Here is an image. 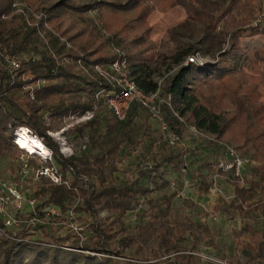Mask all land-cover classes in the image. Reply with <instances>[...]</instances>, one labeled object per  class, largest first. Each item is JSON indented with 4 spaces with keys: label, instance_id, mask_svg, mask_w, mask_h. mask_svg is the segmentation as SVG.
<instances>
[{
    "label": "trees",
    "instance_id": "16d2710c",
    "mask_svg": "<svg viewBox=\"0 0 264 264\" xmlns=\"http://www.w3.org/2000/svg\"><path fill=\"white\" fill-rule=\"evenodd\" d=\"M16 1L0 0L1 47L9 56L36 53L41 58L24 62L15 78L0 62V156L17 150L16 132L20 128H28L52 152L63 181L57 185L42 178L46 185L37 187L34 195L40 202L39 207L56 205L67 213L77 203L74 207L77 215L97 217L96 203L103 204L106 210L118 217L116 223L122 225L128 213L141 210V199H145L149 206L146 212L158 213L160 219L167 220L173 212L176 194L150 199L151 191L140 183L145 173L131 180L126 175L119 179L116 176L120 174L118 162L124 148L127 146L130 151H135L145 143L146 137L151 136L148 127L140 126L137 121L139 109L146 110L133 104L126 122L121 123L104 100L94 109L96 93L112 87L95 72L82 74L75 66H59L53 55L40 48L38 29L26 28L24 17L15 13L13 4ZM24 1L34 8L38 2ZM176 8H182L187 17L178 29L166 31L169 38L182 37L188 31L195 32L199 25L203 27V36L195 44H178L176 54L167 57L155 51L150 17L154 12L166 14ZM262 8L260 0H125L124 3L94 2L85 5H77L74 0H59L44 12L49 16L51 27L46 35L58 56L67 54L90 65H103L118 57L116 50L124 52L132 77L146 93L157 91L155 77L161 75L164 68L180 66L164 86V94L170 96L173 110L186 123L215 135L238 150H244L260 163L250 169L246 187L234 184V200L224 203L215 212L256 219L264 209V103L260 93V85L264 83V40L247 51L243 50L241 41L264 36V19L259 25H253ZM95 9H99L98 17L103 23L99 30L95 20L88 15ZM65 15L75 29L72 35L64 28L62 17ZM6 16L8 18L4 19ZM104 30L109 36L101 34ZM59 36L72 44L68 52L66 44L60 43ZM228 41L230 49L221 54L219 61L181 66L186 57L196 52L215 56ZM27 72L32 74L31 80L23 79ZM39 81L44 85L34 89L32 99L30 91L25 88ZM89 112L93 113L85 124L90 128L89 150L79 155L64 156L59 145L48 135V120ZM166 112L172 130L180 134L183 125L169 109ZM140 129L143 139L138 136ZM163 148L166 151L157 154L162 158V165L168 164L179 170L183 164V152L167 145ZM210 161L196 186L200 196L209 195L208 176L214 170V163ZM30 162L37 164L35 158ZM163 182V186L171 187L170 180ZM184 226L186 230L195 229V235L202 232L210 238L207 244L218 248L208 226L192 222H184ZM164 227L152 222L137 225L139 235H146L149 240L163 237ZM89 230L92 242L84 246L74 232L65 231L63 234L50 225H39L32 232L25 228L14 229L8 237L0 236V264H119L111 258L113 254L105 244L107 238L102 235L99 224H90ZM234 236L239 245L251 253L247 264H264V229L254 230L245 223ZM172 254L185 264H192L195 259L181 250Z\"/></svg>",
    "mask_w": 264,
    "mask_h": 264
},
{
    "label": "rangeland",
    "instance_id": "374dc122",
    "mask_svg": "<svg viewBox=\"0 0 264 264\" xmlns=\"http://www.w3.org/2000/svg\"><path fill=\"white\" fill-rule=\"evenodd\" d=\"M18 1L26 6L27 12L31 11L32 13H45L44 9L50 8L59 0H38L35 8L30 7L24 0ZM74 1L77 5H85L94 2H125V0ZM260 2L263 8L258 16H264V0H260ZM98 11L99 9L91 10L88 15L90 18L95 20L94 24L99 30L101 26L103 27V23L99 20ZM178 11L186 14L183 9L178 8L175 10L173 9L166 14L160 13L162 15H153L154 13H159L154 12L152 14L153 17H150V23L154 29L152 40L155 43V51L158 54H162L167 57L173 56L178 50V44H195L198 43L203 36V27L199 25L197 29H195V32L188 31L184 32L185 34L182 37L176 36L175 39H172L171 37L169 38L168 34H166V31L168 29H178V27L186 19L184 18L181 20V17L178 14H175V12ZM7 18L8 17L6 16L4 19ZM62 19L64 22V28L68 31V34H74L75 29L72 27L68 15L63 16ZM20 21L22 20L20 19ZM101 34L106 37L109 36L105 30ZM263 40L264 36H258L255 38L248 37L242 39L241 45L243 50L247 51L252 46L261 44ZM47 41L49 42L50 39H47ZM46 43L47 42L41 38L39 39V46L42 50L46 49ZM224 48H226V50ZM229 49L230 43L228 41V43L223 46L220 53L218 51L216 52L215 56H208L213 61H219L221 59V54L228 51ZM109 50H112L113 52L115 51L112 48H109ZM70 66L74 67L72 65ZM174 68H176V66L172 68H164L161 75H157L155 77L156 80L158 78L165 77L161 92V96L163 98L169 97L164 94V86L165 83L172 77V75H168V73L173 71ZM260 93L263 96L261 102L264 103V83L260 85ZM167 113L168 112H166V114ZM91 118V116L86 114L81 116L75 115L67 118H52L48 120V126H50L48 135L59 145L60 152L64 156L70 157L72 155H79L89 150L88 139L90 128L85 124ZM137 121L140 122V126H144L146 129L148 127L151 136L146 137L145 143L135 151H130L129 147L127 146L124 148L122 156L118 162L120 174H117L116 176L119 179L126 175L131 180L136 179L141 173H145V176L140 178V183L143 187L148 188L151 191L148 198L156 199L164 195H172L173 193L176 194V197L173 200V212L167 220L162 218L160 219L159 215H157L158 213L146 212L149 206L146 204L145 199H141V202L143 203L142 208L139 207L141 210L136 211L133 214L128 213L127 216L122 220L121 225L120 223H116L118 218L116 215L114 216L109 210H106L103 204L96 203V208L98 211L97 217L85 214L77 215L76 217L75 223L84 229V239L81 240L83 242L82 244L84 246L90 245L92 239H90L91 232L89 230V226L90 224L97 222L100 226L102 235L107 238V242L105 241V244L109 246L113 254L111 258L119 264H185L183 261L176 260L175 255L172 254L173 252L180 250L184 253L192 251H209L215 252L217 254L219 252L226 253L232 255L237 262H240L241 264H247L251 257V253L239 245L238 240L234 236L235 230L240 227L242 228L245 223L249 224L252 228H254V230H263L264 209L261 210L258 215L259 218L256 219H243L237 214L226 216L224 211L220 213L215 212L218 207H223L224 203L227 204V201H224V199L219 195L209 192L208 196H200L197 192V187L190 185L186 187L181 180H179L178 184L176 185L177 191L171 187L168 188L163 186L164 180L171 181L178 177L181 179L179 170L170 167L168 164L162 165V158L157 156L158 153L163 154L164 150L166 151L163 146L167 145V143L164 142L162 133L158 130L157 124L152 123L148 113L142 109H139ZM21 130H24V128L19 129L16 132L17 140L19 139V131ZM29 135L36 139L34 132H29ZM138 136L139 139H143L144 137L143 131L141 129L138 131ZM161 139L162 141L160 146L159 141ZM204 144H206V142H204ZM212 148L213 147L210 146L206 152L202 151L201 154L198 152L199 149H197V151L195 149H188V151H190L188 154L190 170L187 175V180H190L191 182L199 180L200 175L202 176L204 169L207 167L206 163H208L209 160H212L210 162L214 163L220 154V151L218 149L216 150ZM239 151L246 158L254 160L251 154L246 153L244 150ZM211 152L215 154L212 155ZM23 156L24 154L19 149L0 156V180L10 182L15 181L21 191L35 195L37 187H43L46 185V183L40 178H36L34 180L32 176L23 182L21 179H19L18 175L20 172ZM31 158H35L37 164H32L30 162ZM24 159L35 168L46 166V164L42 163L44 162L43 159H41L37 154L33 155L29 159L24 157ZM150 165H152V169H147L145 171L143 167H148ZM259 165L260 163L257 162V166ZM141 166L143 167L141 168ZM250 166L253 165L250 164ZM211 173H214V170L209 174ZM14 176H16L15 179ZM246 176L250 178V173ZM229 180V177L225 175H222L219 180L220 188L227 197L234 195V186ZM178 193H180V196H178ZM230 217H232L231 221L228 220ZM25 220L29 221L30 216L25 218ZM151 222L156 223L157 226L161 224L165 226V233L163 234V237L157 236L149 240L146 235H139L137 225L151 224ZM184 222L200 223L204 226H208V228L212 231L213 237L215 238V244L218 246V248L208 245L207 243L210 242V238L205 234H202V232L199 231V234L195 235V229L186 230ZM35 223L36 222L25 224L26 227L24 228L27 230L35 229L37 226H39L38 223H36L37 225L34 226ZM68 227L69 226H67V228ZM10 231H12V229H6L7 234H5L3 233V230L0 229V236L8 237ZM58 231L60 232V230ZM65 231V229H61V233L66 234ZM185 232L187 233L185 234ZM192 264H201V262L198 259H194Z\"/></svg>",
    "mask_w": 264,
    "mask_h": 264
},
{
    "label": "built area",
    "instance_id": "2783aa9c",
    "mask_svg": "<svg viewBox=\"0 0 264 264\" xmlns=\"http://www.w3.org/2000/svg\"><path fill=\"white\" fill-rule=\"evenodd\" d=\"M13 8L17 15L24 17L23 22L26 24V28L38 29L39 39L41 38L47 42L46 49L43 51L53 55L59 66L69 67L70 65H73L82 74H90L91 72H95L100 78L108 83L109 86L112 87L111 90L101 89L96 93L97 102L94 109H97L98 103L101 100H104L109 109L121 123L126 122L128 113L133 104H138L141 106V108L148 112L151 120L157 124V128L162 133L163 140L165 143H167V146L174 150H180L184 154L183 164L179 169L181 179L178 177L175 180H171L172 189L176 190V185L178 184L179 180H181L186 187L189 185L196 187L200 182V180H195L192 182L187 180V175L190 170V164L188 162V154L190 151H188V148L184 142V138L186 136L194 137L200 141L202 140L207 144L215 146L220 151V154L214 161V173H211L208 176V180L210 181V193L221 196L224 201H227V203H230L232 200H234L235 193L234 195L227 197L220 188L219 180L222 174H225L227 177H229V181L231 184H233V186L234 184H237L241 187H246V175L249 173L252 167L257 166V162H255V160L246 158L234 145L227 144L217 139L215 135L210 134L203 129H199L194 125L186 123L179 113L173 110L170 96L167 98H163L161 96L165 77L157 79V91L153 93H146L137 85L136 81L131 75L130 66L126 55L119 50H116L118 57L113 62L103 65H90L82 59L74 60L67 54L58 56L55 53L50 41H47L49 38L47 37L46 32L49 30L51 31L48 16L45 13L40 12H27L26 6L18 0L14 2ZM263 19L264 16H257V19L253 22V25H259L262 23ZM59 40L60 43L66 44V52L72 48V44L68 42L66 38L59 36ZM224 49L226 50V48ZM40 58V55H37L36 53H24L18 56H9L3 51L0 43V62L6 65L10 75L13 78H15L17 73L22 69L24 62L36 61ZM209 62L215 61H213L209 56L204 55L202 52H196L188 56L181 66H187L189 64L204 65ZM179 68L180 66H176V68L169 72L168 75L170 74L173 76L179 70ZM32 78L33 76L30 72L25 73L23 76L24 80H31ZM42 85H44V82L39 81L34 86H30L25 89L30 91V96L33 99L34 89L40 88ZM166 109H169L172 116L183 125L180 134L172 130L169 122L166 119ZM87 115L93 117L92 112L87 113ZM26 129L31 133L33 132L28 128ZM36 139H38L44 145L43 140L37 135ZM161 141L162 139L159 141V145L161 144ZM15 144L24 154L18 175L22 182L28 180L30 176H32L34 180L36 178H45L51 183L57 185L63 182L60 168L55 163L52 152L45 145L44 147H46L50 152L49 158L43 159L40 156L39 157L43 159L44 162H41L46 164V166L35 168L24 159V157L29 159L33 155L29 154V152L26 150H22V148L18 145L17 139H15ZM250 164L253 166H250ZM142 167L143 166H141V168ZM143 168L152 169V165L148 167L145 166ZM15 178L16 176H14V179ZM178 196H180V193H178ZM39 204L40 202L34 195L21 191L15 181L10 182L0 180V229L3 230V233L7 234L6 229H12V231H14V229L26 227L25 224L36 222L42 226L50 225L60 231L61 229H65L66 231L74 232L80 241L84 239V229L75 223L77 214L74 211V207L77 203L70 207L67 213H64L62 208L56 205H44L39 207ZM139 207L142 208V205ZM28 216H30L29 221L25 220V218ZM228 220L231 221L232 217L228 218ZM36 223L34 226L37 225ZM67 226L69 227L67 228ZM241 229L242 228L240 227L236 230L239 231ZM30 232H32V230H30ZM186 254L200 260L201 264H241L232 258L230 254L221 252L217 254L215 252L209 251H192L186 252Z\"/></svg>",
    "mask_w": 264,
    "mask_h": 264
},
{
    "label": "bare ground",
    "instance_id": "6f19581e",
    "mask_svg": "<svg viewBox=\"0 0 264 264\" xmlns=\"http://www.w3.org/2000/svg\"><path fill=\"white\" fill-rule=\"evenodd\" d=\"M26 130L27 129L24 128V130L19 131V139L17 140L18 145L23 150L29 152V154H37L43 159H48L50 152L47 150V148H45L42 142H40L38 139L36 140L32 136H30L29 132Z\"/></svg>",
    "mask_w": 264,
    "mask_h": 264
},
{
    "label": "crops",
    "instance_id": "0c3cea01",
    "mask_svg": "<svg viewBox=\"0 0 264 264\" xmlns=\"http://www.w3.org/2000/svg\"><path fill=\"white\" fill-rule=\"evenodd\" d=\"M178 9V8H176ZM182 9V8H181ZM175 10V9H174ZM174 13V12H173ZM175 14H178L180 17H181V20H183L184 18H186V14L178 11V12H175ZM174 14V15H175ZM153 15H162L160 13H154ZM153 15L151 16V18L153 17ZM184 142H185V145L187 146L188 149H199V154L202 153V151H205L208 150V148L211 146V144H204L203 141H200V140H197L196 138L194 137H191V136H186L184 138ZM196 152V151H195ZM215 154V153H214ZM215 156V155H214ZM212 161V160H211ZM206 198V197H204ZM208 198V197H207Z\"/></svg>",
    "mask_w": 264,
    "mask_h": 264
}]
</instances>
